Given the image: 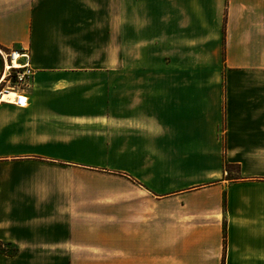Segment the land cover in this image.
<instances>
[{
  "label": "crops",
  "instance_id": "crops-1",
  "mask_svg": "<svg viewBox=\"0 0 264 264\" xmlns=\"http://www.w3.org/2000/svg\"><path fill=\"white\" fill-rule=\"evenodd\" d=\"M3 49L0 264H264V0H0Z\"/></svg>",
  "mask_w": 264,
  "mask_h": 264
},
{
  "label": "built area",
  "instance_id": "built-area-1",
  "mask_svg": "<svg viewBox=\"0 0 264 264\" xmlns=\"http://www.w3.org/2000/svg\"><path fill=\"white\" fill-rule=\"evenodd\" d=\"M6 52V51H4ZM0 51L2 60V74L0 80L6 86L0 90V94L3 91H13L15 94L14 104L18 106H25L27 98L24 95L25 89L29 86V82L33 77L35 70L31 65L30 53L28 50H12L4 53ZM17 60L18 66L14 64ZM23 98V102H21Z\"/></svg>",
  "mask_w": 264,
  "mask_h": 264
},
{
  "label": "trees",
  "instance_id": "trees-1",
  "mask_svg": "<svg viewBox=\"0 0 264 264\" xmlns=\"http://www.w3.org/2000/svg\"><path fill=\"white\" fill-rule=\"evenodd\" d=\"M4 51L8 52V50H4ZM238 169H239V166H237V165H232V164H229L227 162L224 163V172H226L227 176L231 179H234L232 177V176H234L233 172L236 171V173H237ZM4 246H12L13 250H11V251L4 250L3 249ZM224 251H226V235L225 234H224ZM17 252H18V248L16 246L12 245L11 243L0 242V253L8 255V256H14L17 254ZM225 257H226V254L224 252L223 264L225 263Z\"/></svg>",
  "mask_w": 264,
  "mask_h": 264
},
{
  "label": "bare ground",
  "instance_id": "bare-ground-1",
  "mask_svg": "<svg viewBox=\"0 0 264 264\" xmlns=\"http://www.w3.org/2000/svg\"><path fill=\"white\" fill-rule=\"evenodd\" d=\"M14 64L16 66L19 65V63L17 62V60L14 62ZM0 99H2V100H12V99H14V93H13V91H3L0 94Z\"/></svg>",
  "mask_w": 264,
  "mask_h": 264
},
{
  "label": "rangeland",
  "instance_id": "rangeland-1",
  "mask_svg": "<svg viewBox=\"0 0 264 264\" xmlns=\"http://www.w3.org/2000/svg\"><path fill=\"white\" fill-rule=\"evenodd\" d=\"M89 17H90V16H89ZM94 22H95V20H94ZM2 52H4V51H2ZM4 53H6V52H4ZM5 86H6V84H3V85L0 87V89H3ZM3 249H4V250H7V251H11V250H13V247H12V246H4Z\"/></svg>",
  "mask_w": 264,
  "mask_h": 264
},
{
  "label": "snow or ice",
  "instance_id": "snow-or-ice-1",
  "mask_svg": "<svg viewBox=\"0 0 264 264\" xmlns=\"http://www.w3.org/2000/svg\"><path fill=\"white\" fill-rule=\"evenodd\" d=\"M21 102H23V98H21Z\"/></svg>",
  "mask_w": 264,
  "mask_h": 264
}]
</instances>
